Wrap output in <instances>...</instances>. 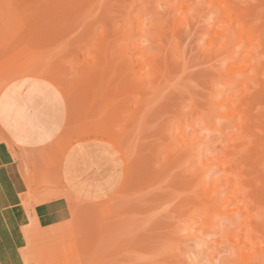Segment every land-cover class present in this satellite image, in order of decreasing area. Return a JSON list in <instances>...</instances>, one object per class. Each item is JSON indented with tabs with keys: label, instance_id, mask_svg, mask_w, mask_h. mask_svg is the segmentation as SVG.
<instances>
[{
	"label": "rangeland",
	"instance_id": "obj_1",
	"mask_svg": "<svg viewBox=\"0 0 264 264\" xmlns=\"http://www.w3.org/2000/svg\"><path fill=\"white\" fill-rule=\"evenodd\" d=\"M54 1L57 3H54ZM64 1L65 2L62 3L65 4L60 5L61 1L59 2V0H0V94L6 87L11 85L15 86L24 79H30L32 82L40 85V82L36 80L37 78L53 84L62 94L65 103L70 100V102L66 103L68 117L64 131L56 140L57 144L54 148H51V146L46 147V153L48 152L49 155L45 157L43 166L48 175L47 173H43L39 178L42 180L37 178L34 171L35 168L32 164H25L21 151H17V149L16 152L12 151L8 143L9 139L1 131L0 264H13L14 261L16 264H79V261L83 263L87 260L86 264H239V258L236 256L237 253L235 254L236 251H234L232 246L226 244V237H228L226 235H231L230 233L238 234V232H236L239 231L237 227H239L238 224L244 221V219H242L243 217L237 216L236 214L233 216L227 215V213L225 214L223 212L224 214L222 213V216L220 215L215 219L217 221H215L217 226H215V230L202 231L201 228H196L195 232H197L196 234L198 237H190L191 230L193 229L192 226H194L191 222V217L200 215L202 218H206L210 215V213L203 208L204 205L202 204L204 198L205 201H208L206 199V193L209 192V190H216L215 196L219 194L216 196L218 199H222L223 197L224 199L228 198L229 193L224 196V194H222L224 190L220 189L221 186L224 185L225 188L227 187L229 190L230 187L234 185L233 183L226 185V179L228 177L225 174L227 173L214 167L208 170L206 169L208 165L214 164L211 162H217L218 159H221L218 157H223L222 159H225L224 157L226 154L229 156L232 155V157L230 156L229 158L228 155H226L225 160L228 158L227 161L229 162L233 157L237 159L235 160L236 166L234 170L243 174L253 191L260 188L258 191L259 195L264 191L263 185H260L261 187L258 186L259 188L257 189V186L254 184L256 182L258 185L259 182V180L256 181V179H258L257 173L261 174L264 172V159L261 158L264 147L260 146L259 150L261 148L263 149H261V153L258 154L260 155L259 157L253 154L255 160L253 157L252 159L256 162V160L260 158V164L257 163L259 166L256 164L258 166L257 169L255 168L256 165H254L255 169H252L253 160L250 159L248 155L254 153V151H252V153L246 152L247 154L241 155V151H243V141L239 139V137L238 140L236 139V134H238V132H236L237 129L234 128L233 125L234 122L236 123V121H238L233 119V117L235 118L237 116L239 119L240 114L244 112L245 105L249 102L248 100H250V98L253 103L248 105V109L250 113L249 116L252 117V122L255 120L253 119L255 117H259L258 119L260 121L262 120L261 116L264 114V56L261 57V75L258 76V81L256 79V85H253V82L250 84L251 87H248L249 89H245L244 83H242L240 79L245 81V76H249V74L245 72L246 74L244 73L245 76H243V73L241 74V69L244 67L248 68V66L244 63L242 64V61L232 62L227 58L221 56L216 57V55L211 54L210 51L209 53L206 51L207 45L215 44L221 48L224 45L222 39L212 40L209 36L206 37L205 35L209 24L219 21L214 15L216 6L211 7L208 5L207 1H215L218 7L227 10L229 16L233 14L235 18L241 17V19L243 18L242 21L244 20L243 16L248 12L250 17L246 16L247 18L249 17V19L247 20L246 18L244 21L245 24L248 22L249 25L251 24L250 18L253 19L255 14H257L256 17L261 16L264 12V3H262L264 1L190 0L187 4L185 3L179 6L185 9L176 14L178 18L175 17V13L172 11V4L163 0H75L77 5L80 3V5L84 7L80 5L77 7L75 3L71 2L74 0H69V2L68 0ZM70 2L72 6H70ZM258 2L259 5L257 4ZM49 3H51L53 7L54 5L59 6V9L57 8L58 11L55 10L57 6L54 7V9ZM67 4L70 6L69 9ZM251 4L253 8L250 7ZM44 5H50L48 8L55 10L51 12L53 14L57 12L60 14V12H66L65 10L68 9L66 13L69 15L66 16L67 14L63 13L65 14L64 17L62 16L63 19L58 20L63 24L57 22L58 26L56 27L57 24H55L56 21L54 18L56 19L57 16L58 19L61 16L59 17L58 13V15L51 14ZM73 5H75V10L76 8L79 10L81 7L84 8V13H82L83 9L81 8L82 10L76 11L77 14H74ZM248 5L251 10L255 9L254 6L258 7L256 8L258 11H261L262 8L259 6H263V11H261V14L258 12L259 15L257 12H250V9L248 11L245 10L246 12L243 11L244 8H248ZM38 6L40 8H42V6L46 8H42L43 13L40 12L42 9L39 10ZM62 6L64 10H62ZM23 8L25 9L23 10ZM60 8L62 11H59ZM70 9H73V13L71 14L74 18V15L77 17V15L82 13L76 20L74 19V22H72L73 18L71 19L70 17ZM106 10L107 12L109 10L110 13H107ZM39 12L42 15L41 17ZM47 12L48 15H53V17L45 15ZM249 12L253 13V15H250ZM107 14L109 15L107 16ZM184 14L186 16H183ZM38 15L39 18H37ZM69 17L70 20L68 19ZM174 17L176 21L181 18V22L177 27L175 26ZM263 17H259V19L261 18V20H263L261 25H257L260 23L257 22L259 21L257 18V21H254V23L257 22L255 25L258 27L262 26L264 24ZM34 18L35 20H33ZM51 18L55 23L51 21ZM226 19L227 18L224 17V20ZM64 21H66V24H64ZM35 23H38L36 24L37 26H34ZM87 24L88 26H86ZM65 25L68 26L65 27ZM69 25L73 26L72 29H70L71 26L69 27ZM49 26L56 28V31L53 28L55 32L59 31L60 28V30L64 29L65 32L62 36L65 35V37H60L58 33L61 31L54 35L55 32H52L53 29ZM233 27L232 31L235 27L238 28L237 24H233ZM35 28H39V33ZM66 28L69 31H66ZM132 28L135 31H130ZM224 28H226V26H224ZM262 28L264 29V26ZM86 29L91 32H88L89 37H86L89 39H87L89 42H86V40L81 41L84 37L81 35H87ZM113 29L120 30L122 33L130 31L129 34L132 41L128 40V38L127 40L125 39V41L121 39L124 42L122 43L121 40L119 41L122 34L114 33ZM85 31L86 33H84ZM40 32L43 33L41 34ZM135 32L141 33L149 41L139 46L140 52L133 55V57H135L134 59L140 58L141 56L139 54L142 53L141 58L144 60V63L147 64V67L144 66L147 70L152 68L151 63H156V66L159 64L161 67L158 66L157 68H159V72L162 70L161 72L165 75L164 80L167 81L166 83L162 79L163 82H160L162 83L160 84L162 88L159 87L157 93H153L154 95H152V86L154 85L151 84L148 86L151 82L144 84L143 81V86L138 82L140 78L145 80L142 76H145L148 82V79H150L147 78L148 71L146 69L145 71H141V68L137 66L131 68V70L127 69L128 67L125 62L122 61L123 59H121L120 65L116 66V63L119 64L121 57L120 51L118 50H122V47L119 48L117 46L118 50L110 49L114 47L116 43L120 46V44H118L120 42L121 45L126 44L129 49H133L132 44L139 40L138 33ZM242 32L250 34L248 30H242ZM66 34L68 35L66 36ZM78 34L81 35L79 36ZM54 37L61 39L56 40ZM94 38H99L98 40L100 42L98 40H96V42L93 41L95 40ZM100 39L103 40V44H105V42L109 43L107 44L108 46L111 44L108 53L105 52L107 50L105 47H103V53L100 50L102 48L100 45V43L102 44V40ZM76 40L78 43L79 41L81 42L78 44ZM90 40L92 44L94 42V45L95 43L99 45L95 47L97 44L95 46L92 45ZM41 41L43 43H40ZM57 41L59 42L56 43ZM49 42H51V45ZM53 42L56 44H52ZM83 42H85L83 46L86 47L82 46V44H84ZM68 43L71 45L69 46ZM74 43H76L75 46ZM88 43L91 44V46H88L90 48L87 47ZM41 44H44V47L41 46ZM72 45L78 48L74 50L75 48ZM39 47L42 48L39 49ZM92 47L94 49H92ZM85 48L90 49L88 50L89 52L86 51L87 49L85 50ZM95 49L101 52L97 50L93 51ZM237 49L238 46L233 50L235 52H240L241 48L239 47L240 50L238 49V51ZM71 50L75 52L72 53V57L69 59ZM116 50L118 54H115ZM94 53L97 54L94 56ZM113 55H116V57L117 55L120 56L116 58ZM99 56L101 59L103 57V61L100 60ZM96 57L101 61L103 67L98 65H101V63ZM14 58L18 59L17 61L20 63L10 67V60ZM113 58L116 60L114 61ZM56 59L58 60L56 61ZM60 59H62L63 62H61ZM96 60L99 62L97 63ZM110 60L115 62V65ZM74 61L75 64H73ZM70 64H73V66ZM51 65L53 68H51ZM79 67H83L85 70H81ZM77 69H80L83 73L81 72L79 75ZM45 70L47 73L42 77ZM227 70L230 72H227ZM104 72L109 75L106 74V76H103V74L105 75ZM87 73L89 76H96L98 73L97 78L92 76L91 79H94V81L90 83V85L89 83L86 85L85 79L89 81L91 77H89ZM136 73H139L141 77L139 78V74H137V77V75H135ZM221 73L223 74L221 75ZM56 74L58 75L54 76ZM223 75L226 76V80L222 78ZM53 76L54 78L57 77V79L60 76L64 84L66 80L69 81V83L75 82L79 84L78 86L84 85L85 82L86 86L84 85L82 88L85 87L87 93L84 92L86 90L85 88L82 90L80 88L82 92L79 94L80 91L75 86L73 87L74 89L71 86V88H68L70 85L68 83H66V87L64 86L66 89L64 88L63 91V89H59L60 87H57L50 81V79H53ZM62 76L65 81L61 78ZM95 78L97 80H95ZM236 78H239L241 84L233 87L230 85V82ZM106 79H108L107 82ZM133 80H136L140 86L138 83H134ZM132 82L137 85H132ZM94 83H96V85H93ZM88 85L90 88L91 86L95 87H92L94 89L91 88L89 91ZM110 85L112 89L114 88L113 90L107 88L110 87ZM131 86L134 87L131 88ZM143 87L149 90L150 95L148 94V96L150 98H145L147 95L144 94L145 92L142 90ZM126 88H129L128 92ZM71 89L72 92L75 90L73 94L77 92L73 96H71ZM115 89H117L116 92ZM65 90L66 92L68 91L67 94ZM109 90L110 93H108ZM103 91L108 92H105L106 95H103ZM91 92H95V94L92 95L93 93ZM243 92L245 93L244 95L241 94ZM69 93H71V98ZM84 94L87 95H85V98ZM109 95H111L112 98ZM143 95L144 98H142ZM242 98L244 100H242ZM148 99L149 102L147 101ZM143 101L145 102L144 105L147 106V114H145L147 116L149 115L147 118L148 120L146 119V115L143 114L146 107L143 105ZM47 102L49 101L47 100ZM219 103L223 104L220 108H218V105H220ZM12 104H15V100L10 97V105ZM139 104L144 107H140ZM215 104L218 107H216ZM74 106H76V108ZM71 107L72 111L75 110V112L78 111L79 113H76L78 114L76 116L75 112H73L76 117V119L73 120L74 122H70L69 120V115L72 113ZM78 107H80V109ZM141 108L143 113H139V118L137 119V114L132 115L135 113H133V111L140 110ZM100 109H103V111H101L102 113L99 112ZM218 111H220L222 115L224 114L223 112L229 113L232 116L230 119L231 123H229V119H226V121L224 117H218L220 115ZM87 114L89 115L87 116ZM140 115L141 120L143 119L142 121L144 122L142 123L143 125L141 124V128V125L138 126V123H136L137 120L139 121ZM103 118L110 119H108V127L110 129L107 133L91 130L87 135L79 133L75 135V137H72L71 134L73 131L83 128L91 129L99 126ZM181 119L182 123L184 122V130H186L185 138L195 143L192 148L193 156L188 157L187 154V156H185L186 159L183 157L184 161L181 160V164L177 161L179 163L178 165L176 163L177 166H175V160L174 162L168 160L170 164L173 163L168 170L166 169L169 166L167 162L169 158H167V156L170 148L168 150L165 149L164 152L163 150L160 152V149H163V144L170 143L169 137L172 136L174 141V133L179 129L181 125L179 120ZM144 120L147 122L145 123ZM232 120H234V122ZM77 121H79V123L75 126ZM54 123L59 128V121H55ZM128 123L131 125L129 126ZM192 124H195L194 129L191 127ZM212 124L217 128L215 127V129ZM136 125L138 128H136ZM255 125L257 124L255 123ZM257 129L258 128H256L255 131ZM113 130L118 135L125 134L127 139L124 138V147L126 145L132 146H128L129 151L128 149H124V152V150L118 146L117 143L120 142L121 139L119 138L120 141H117L118 136L115 135ZM137 130H140V133ZM177 133L176 136H179ZM256 136L264 137V135L261 136L259 129L256 132ZM60 138H66L68 140L61 143ZM180 138H182V136ZM229 140L231 141L229 142L230 145L232 144L231 148L228 143ZM173 141L171 140V142ZM173 144L174 143L168 144V146L170 145L169 147H171ZM175 146L177 145L171 147L173 154H175L173 148ZM158 147H160V149H157ZM167 147L165 146V148ZM31 148H33V146ZM251 148L252 146L249 147V149ZM40 151L41 150H38L36 152ZM237 152L239 154H237ZM176 156H178V154ZM176 156H174V158H176ZM197 156H200L201 160L199 162L196 161ZM136 157L139 159L137 160ZM18 158L19 160L21 159L22 163H20L21 161L18 163ZM135 161L137 162L135 163ZM144 163L145 165H143ZM165 163L168 166L165 165ZM22 164L24 166H22ZM99 166H103L101 172L96 170ZM172 166L174 167L172 168ZM56 167L59 168L58 171L63 176L71 174L80 175L88 171L89 174L87 179L80 178V180L76 181V185H80L85 183L86 180H94L92 183L93 188L86 191V196L81 198L82 202L77 200L72 203L68 197L62 195L60 198L43 201L41 204H38V201H40V197L36 196L38 192L43 190L57 192L59 190L58 186H55V177L53 179L49 176V174L51 176H57ZM147 167H149V169ZM161 168H163L162 171ZM200 168L202 170L205 168L207 175L201 177V184H198L196 179L199 180L200 178L197 176L196 171H200ZM22 170H27V172L30 173L29 179ZM164 170H167L168 173H165ZM160 171L163 173H160ZM155 172L157 173L155 174ZM263 174H261V176ZM155 176H157L156 179ZM158 177L160 178L158 179ZM36 178L42 183L39 184ZM51 178L54 181H51ZM262 178H264V175ZM48 179H50V181ZM127 179L129 182L126 181ZM29 181L32 187H34V194L28 195V198H25ZM145 181L147 183H145ZM150 181L151 183H149ZM202 182L204 185L206 183V185H202ZM251 183L255 185V188ZM37 186L41 189L36 190L35 187ZM250 186L248 189L249 191L251 190ZM253 191L249 192V194L252 193L253 195ZM256 192L257 191H255L254 194H257ZM203 194H205V196ZM196 197H201V200L199 201V198L196 199ZM209 197L208 195V199H211ZM24 199H27L28 205H24ZM33 199H36L37 203L34 202L36 200ZM184 204L191 205H187L186 209H184ZM229 208L231 210V208L233 209L234 207L231 205L227 207L225 211L227 212ZM220 209L222 210L223 208ZM29 216L31 218H29ZM230 216L234 218V221L230 222ZM189 226V233H187L186 228ZM81 252L87 257H82L84 255H82ZM244 252L245 254H247V252L252 254V252L247 250ZM78 256L80 258H78ZM81 258L88 259L82 261L79 260ZM252 261L255 262V259H251L250 262L252 263Z\"/></svg>",
	"mask_w": 264,
	"mask_h": 264
},
{
	"label": "bare ground",
	"instance_id": "obj_2",
	"mask_svg": "<svg viewBox=\"0 0 264 264\" xmlns=\"http://www.w3.org/2000/svg\"><path fill=\"white\" fill-rule=\"evenodd\" d=\"M61 1V3H60V5H64L62 2H65L64 0L62 1V0H59V2ZM163 1H166L167 3H170V4H172V11H173V13H175V17H177V13H179L180 11H182L183 9H185V8H183V7H179V6H182L183 4H187L190 0H184V1H182V0H163ZM258 1H264V0H258ZM28 2V1H27ZM58 2V3H59ZM68 2H69V0H68ZM72 3H75V5H77V2H75V0L74 1H71ZM70 2V6H72L71 3ZM79 2V1H78ZM88 2V1H87ZM255 2H257L256 0H255ZM54 3H57V2H55L54 1ZM207 3H208V5H210L211 7L212 6H216V8H215V13H214V15H215V17H216V19L217 20H219V21H217V22H214V23H212V24H209V26L207 27V29H206V37L207 36H209L210 37V39H212V40H217V39H222L223 41H224V45L222 46V48L221 47H218V46H216L215 44H213V45H207L206 46V51H208V53H209V51H210V53L211 54H213V55H216V57H218V56H221V57H224V58H227V59H229V60H231L232 62H236V61H242L241 63L243 64H245L246 66H248V68H242L241 69V74L243 75V76H245L244 75V73L245 72H247L248 74H249V76H245V81L243 80V79H240V80H242V83H244V86H245V89H249L248 87L250 86V84H252L253 82H254V84L253 85H256L255 83V81H256V79H257V81H258V76L259 75H261V73H260V68H262V63H261V57L262 56H264V29L262 28L263 26H264V22L262 23L263 25L262 26H257V25H261V22L263 21V20H261V18L259 19V17H263L264 15H263V13L261 14V11H263L264 10V8H263V6H259V7H262L263 8V10H262V8H261V11L259 10H257L256 8H258V7H255L254 6V8L255 9H253V10H251V8L250 7H252L253 8V6H252V4H251V6L249 7V5H248V8L246 9V8H244V10L243 11H248L249 9H250V12H253V13H260L261 14V16H258V17H256V15L257 14H255L254 15V17H253V19L252 18H250V22H251V24L249 25V23L247 22V24H245V21L244 20H246V16H249V14H248V12H246L245 13V16H243L244 17V22L242 21V19H241V17H237V18H235V17H233L234 15L232 14V15H228V13H227V10L226 9H223V8H221V7H218L217 6V3L215 2V1H207ZM262 3H264V2H262ZM49 4H51V3H49ZM87 4V3H86ZM258 5H259V2L257 3ZM30 5V4H29ZM28 5V6H29ZM59 5V4H58ZM75 5H73V7H74V14H77V12L78 11H80V10H82L83 9V11H82V13H84V8H82V7H84L83 5H80V3H78V5H80V6H82L81 8H80V10L78 9V8H76V10H75ZM78 5H77V7H78ZM254 5H255V3H254ZM258 5H256V6H258ZM46 8H48V6H50V5H44ZM44 6H42V8L44 9L45 7ZM51 6H52V4H51ZM57 5H54V7H56ZM67 6H68V4H67ZM70 6H68V9H69V7ZM79 6V7H80ZM27 7V6H26ZM25 7V8H26ZM30 7V6H29ZM39 7V6H38ZM53 7V6H52ZM53 7V8H54ZM59 6H57L56 7V11H58V8ZM72 7V8H73ZM25 8H23V10L25 9ZM42 8H40L39 7V10H41ZM45 8V9H46ZM58 8V9H57ZM62 8V10H64V8H63V6L61 7ZM61 8H60V10L59 11H62L61 10ZM66 8V7H65ZM26 9H28V8H26ZM43 9L40 11V12H42L43 11ZM54 9H49L48 8V12H54L55 10ZM68 9H66L65 11L66 12H68ZM78 9V10H77ZM72 10L70 9V14L71 13H73L72 12ZM255 10H257V11H255ZM77 11V12H76ZM255 11V12H254ZM39 12V13H40ZM48 12H47V14H45L46 13V11H45V15H48ZM66 12H60V14H59V12H57V13H55L56 15H58L60 18H58L57 19V16H56V19L54 18V20L56 21V23L54 22V21H52V18H51V21L53 22V23H55V24H57V22L58 23H60L58 20H60V19H63L62 18V16L64 17V15L65 14H67ZM106 12H107V10H106ZM108 12H109V10H108ZM107 12V13H108ZM249 12V13H250ZM38 13V12H37ZM43 13V12H42ZM49 13V14H50ZM61 13H62V15H61ZM63 13H65V14H63ZM82 13H80V15H77V17L78 16H81L82 15ZM110 13V12H109ZM253 13H250V15L252 14L253 15ZM259 13H258V15H259ZM51 14H53V13H51ZM55 14H53V15H55ZM44 15V16H45ZM53 15H48V16H51V17H53ZM69 14H67L66 16H68ZM109 14H107V16H108ZM42 15H41V13H40V17H41ZM66 16H65V18H66ZM75 16V18L74 17H72V14L70 15V17H71V19L73 18V20H72V22H74V19L76 20V15H74ZM183 16H186L185 14L183 15ZM70 17L68 18L69 20H70ZM174 17V19H175V26L177 27V25H179V23L181 22L180 21V19H177V21H176V18ZM224 17H226L227 19L226 20H224ZM250 17V16H249ZM249 17L247 18V20L249 19ZM37 18H39V15H38V17ZM178 18V17H177ZM259 20V21H257V19ZM264 18V17H263ZM262 18V19H263ZM253 21H252V20ZM33 20H35V18L33 19ZM240 20H241V22H240ZM257 21V22H260V23H258L257 25H255V23H257V22H255L254 23V21ZM34 22V21H33ZM40 22V21H39ZM49 22V21H48ZM51 22V23H52ZM65 23L64 24H66V21H64ZM50 23V24H51ZM53 23H52V25H53ZM62 23V22H61ZM60 23V24H61ZM69 23V22H68ZM36 24H38V23H35V25L34 26H37ZM63 24V23H62ZM71 24V23H70ZM233 24H237V26H238V28H236L235 27V29L232 31V29L234 28L233 27ZM255 26H254V25ZM51 25V26H52ZM73 25V24H72ZM226 26V28H224V26ZM253 25V26H252ZM51 26H49V27H51ZM58 26V24L56 25V27ZM68 26V25H67ZM66 25H65V27H67ZM71 25H69V27H70ZM86 26H88V24L86 25ZM218 26V27H217ZM250 26V27H249ZM257 26V27H256ZM68 27V28H69ZM72 27L73 26H71L70 27V29H72ZM52 29L54 28V27H51ZM88 28H92V27H88ZM262 28V29H261ZM38 29L39 28H35V30H37L38 31ZM55 29V31H56V28H54ZM54 29L52 30V32L54 31ZM61 29V28H60ZM59 29V31H57V32H60V33H58L59 35H60V37L61 38H64L65 37V35L64 36H62L63 34H64V29L63 30H60ZM67 29V28H66ZM34 30V29H33ZM58 30V29H57ZM87 30V35L85 34V35H81V34H78L79 36L81 35V36H84L83 38H82V40L81 41H83V40H86V42H89V41H87V39L88 38H86L87 36H88V32H90V30H88V29H86ZM114 30V33H116V34H122V36H121V38L119 39V41L122 39H124L123 41H125V39L127 40V38H128V40H131L132 41V39H131V37H130V34H129V32L130 31H135L133 28L132 29H130V31H128V32H126V33H122L120 30L118 31V30H115V29H113ZM242 30L244 31V30H248L249 32H250V34H245V33H243L242 32ZM42 31V30H41ZM45 31V30H44ZM54 31V32H55ZM66 31H69L68 29L66 30ZM35 32V31H34ZM57 32H55V34L54 35H56L57 34ZM63 32V33H62ZM31 33H33V32H31ZM38 33H39V31H38ZM41 34L43 33V32H40ZM44 33H46V32H44ZM62 33V34H61ZM68 33V32H67ZM84 33H86V31L84 32ZM84 33H82V34H84ZM91 33V32H90ZM135 33H138V42H136V43H134V44H132L133 45V49L131 48V49H129L128 47H127V45L125 44H122L121 45V42L122 43H124L122 40H121V42L120 43H118V44H120V46L119 45H117V43L116 44H114V47H116V48H114V47H112V48H110V49H113V50H115V49H117L118 50V47L120 48V47H122V50H118V51H120V55H121V57H120V60H119V64H117L116 63V66L118 65H120V62H121V59H123L122 61H124L125 62V64H126V66L128 67L127 69H130L131 70V68H134L135 66H137V67H140L141 68V71H145V67L144 66H146L147 64L146 63H144V60L141 58L142 57V53L141 54H139L141 57L140 58H136V59H134L135 57H133V55L135 54V53H138V52H140V45L141 44H143L144 42H148L149 40L145 37V36H143L141 33H139V32H135ZM36 34V33H35ZM44 35H46V34H44ZM68 34H66V36H67ZM90 35V34H89ZM233 35V36H232ZM43 36V35H42ZM45 37V36H44ZM89 37V36H88ZM61 38H56V37H54V39H58V40H60ZM75 38V37H74ZM80 38V39H81ZM92 38V37H91ZM35 39V38H34ZM54 39H52V40H54ZM95 39V38H94ZM99 39V38H98ZM98 39H95V40H93V41H95L96 42V40H98ZM39 40V39H38ZM41 40V39H40ZM45 40V39H44ZM47 40V39H46ZM72 40V39H71ZM89 40V39H88ZM100 40H102V39H100ZM49 41V40H48ZM51 41V40H50ZM72 41H74V40H72ZM71 41V42H72ZM79 41V40H78ZM81 41H79V43L81 42ZM99 41V40H98ZM118 41V42H119ZM35 42H36V40H35ZM47 42V41H46ZM45 42V43H46ZM59 41H57L56 43H58ZM70 42V41H69ZM76 42H77V40H76ZM90 42H91V44H92V41L90 40ZM100 42V41H99ZM102 42V44L100 43V45L102 46V48L100 49L101 51L103 50V47H105V48H107V50L105 51V52H109V46H111V44L108 46L107 44H109V43H107V42H105V44H103V40L101 41ZM40 43H43L42 41L40 42ZM55 42H53L52 44H54ZM55 43V44H56ZM73 43V42H72ZM78 43V42H77ZM78 43V44H79ZM84 44H82V46L83 45H85V42H83ZM36 44V43H35ZM47 44V43H46ZM49 44L51 45V42H49ZM69 44V43H68ZM75 44L76 43H74V46H75ZM91 44L90 43H88V45H87V47L90 45L91 46ZM97 43H95V45H96ZM145 44V43H144ZM44 44H41V46H43ZM71 44H69V46H70ZM92 45H94V42H93V44ZM94 45V46H95ZM99 44H97L95 47H97ZM105 45V46H104ZM68 46V47H69ZM73 46V45H72ZM73 46V47H74ZM93 46V47H94ZM107 46V47H106ZM118 46V47H117ZM236 46H238V49H239V47L241 48V50H240V52L241 51H243V52H235L233 49H236ZM38 47V46H37ZM36 47V48H37ZM44 47V46H43ZM46 47V46H45ZM83 47H86V46H83ZM92 47V49H94ZM42 48V47H41ZM40 47H39V49H41ZM70 48V47H69ZM75 48V47H74ZM76 48H78V47H76ZM76 48L74 49V50H76ZM88 48H90V47H88ZM88 48H85V50L86 51H88V50H90V49H88ZM38 49V48H37ZM238 49H237V51H238ZM243 49V50H242ZM62 50V49H61ZM60 50V51H61ZM73 50V52H72V50H71V54H70V56H69V59H70V57H72L71 55H72V53H74L75 51ZM84 50V49H83ZM97 49H95V50H93V51H96ZM100 50H97V51H100ZM116 50V52H115V54L118 52ZM64 51V50H63ZM68 51V50H67ZM92 51V50H91ZM92 51V52H93ZM100 51V52H101ZM112 51V50H111ZM204 51V50H203ZM205 51V52H206ZM89 52V51H88ZM99 52V53H100ZM102 53H103V51H102ZM113 53V52H112ZM97 53H94L93 55L95 56ZM118 54V53H117ZM64 55H66V54H64ZM67 55H69V54H67ZM92 55V54H91ZM101 55V54H100ZM119 55V56H120ZM138 55V54H137ZM63 56V55H62ZM101 56H103V55H101ZM105 56V55H104ZM113 56H115L116 57V55H113ZM118 55H117V57L116 58H118L119 57ZM59 57V56H58ZM106 57V56H105ZM114 57V58H115ZM60 58V57H59ZM97 58V57H96ZM99 58H100V56H99ZM110 58V57H109ZM113 58V59H114ZM80 59V58H79ZM78 59V60H79ZM98 59V58H97ZM102 59H103V57H102ZM101 58H100V60L101 61H103ZM18 59H16V58H14L13 60H10V67L11 66H15V65H18L20 62L19 61H17ZM58 59H56V61H57ZM61 60V62H63L62 61V59H60ZM74 60V59H73ZM73 60H71V61H73ZM77 60V61H78ZM99 60V59H98ZM98 60H96L97 61V63L100 61H98ZM105 60V59H104ZM107 60V59H106ZM116 59H114V61H115ZM55 61V62H56ZM64 61H65V59H64ZM82 61V60H81ZM101 61H100V63H101ZM111 61V60H110ZM66 62H69V61H66ZM85 62H86V60H85ZM84 61H83V63L86 65V63H85ZM90 62V66H91V60L89 61ZM93 62V61H92ZM105 62V61H104ZM104 62H103V65H104ZM111 62H113V61H111ZM117 62H118V60H117ZM123 62V63H124ZM150 62H152V61H150ZM81 63V62H80ZM96 63V62H95ZM97 63L95 64L96 66H97ZM115 62H113V64H114ZM62 64V63H61ZM69 64V63H68ZM73 64H75V61L73 62ZM73 64H70V65H72L73 66ZM93 64V63H92ZM107 64V63H106ZM58 65V64H57ZM89 65V64H88ZM99 66H102V63H101V65L100 64H98ZM111 65H112V63H111ZM115 65V64H114ZM54 66V65H53ZM78 66V65H77ZM80 66H82V65H80ZM93 66V65H92ZM109 66V65H108ZM115 66V67H116ZM151 66H152V68L151 69H149V70H147L148 71V76H147V78H150V79H148V82H147V80H146V77L145 76H142V78L144 77L145 78V80H143V79H141L140 77H141V75L139 74V73H136L135 75H137V74H139V78L140 79H138L139 81L138 82H140V85H142V83H143V81H144V84H148V83H150V84H148V86H150L151 84H153L154 86H152V95H154L155 94V92L157 93V91H158V88L160 87V88H162L161 87V85L160 84H162V83H160V82H163V80H164V78H165V75L161 72L162 70H160V72H159V68H157L158 66H159V64L156 66V63L155 64H153V63H151ZM48 67V66H47ZM60 67H62V66H60ZM67 67H69V66H67ZM85 67V66H84ZM103 67V66H102ZM110 67V66H109ZM113 67V66H112ZM123 67V66H122ZM147 67V66H146ZM159 67H161V66H159ZM51 68H53L52 67V65H51ZM66 68V67H65ZM80 68V67H79ZM85 68H87V67H85ZM111 68V67H110ZM125 68V67H124ZM68 69V68H67ZM81 70H83L84 68L83 67H81L80 68ZM80 69H77V71H79V75H80V73L82 72ZM119 69V68H118ZM121 69V68H120ZM157 69V70H156ZM85 70V69H84ZM108 70V69H107ZM112 70V69H111ZM115 70V69H114ZM137 70V69H136ZM229 70V69H228ZM227 70V72H230V71H228ZM73 71V70H72ZM89 71V70H88ZM97 71H100V70H97ZM140 71V70H139ZM248 71H250V72H248ZM74 72V71H73ZM85 72V71H84ZM103 72V71H102ZM101 72V73H102ZM108 72V71H107ZM114 72V71H113ZM132 72V71H131ZM136 72V71H135ZM47 73V71L45 70L44 72H43V74H42V77H43V75H45ZM56 73V72H55ZM78 73V72H77ZM83 73V72H82ZM86 73V72H85ZM85 73H84V75H85ZM105 73V72H104ZM160 73H162V74H160ZM232 73V72H231ZM230 73V74H231ZM60 74V73H59ZM94 74V73H93ZM98 74V73H97ZM97 74H96V76L94 75H92L93 77H96L97 78ZM106 74L107 73H105V75L103 74V76H106ZM111 74V73H110ZM132 74H133V72H132ZM142 74H143V72H142ZM223 73H221V75H222ZM227 74V73H226ZM225 74V75H226ZM229 74V73H228ZM246 74V73H245ZM58 74H56V75H54V76H57ZM65 75H66V73H65ZM67 75H68V73H67ZM69 75H71V74H69ZM87 75L89 76V74L87 73ZM107 75H109V74H107ZM220 75V76H221ZM54 76H53V79L51 80L50 79V81L52 82V83H54L57 87H60L59 89H63V91H64V88L67 86V84L66 83H68V84H70L69 86H68V88L71 86L72 88L75 86L80 92H79V94L82 92L81 90L82 89H84V88H82L84 85H85V82H84V85L82 84L81 86H78L79 84H76L75 82L74 83H72V82H70L69 83V81H65V79L63 78V76L61 77L62 79H64V81H65V84L62 82V80L60 79V76L58 77V79H57V77L56 78H54ZM82 76V75H81ZM91 76V75H90ZM89 76V77H90ZM92 76L90 77V80L88 81V79L86 80L85 79V81H86V85H87V83H89V85H90V83H92L93 81H94V79H91L92 78ZM102 76V77H103ZM224 76V75H223ZM222 76V78H225L226 76H224L223 77ZM241 76V75H240ZM239 76V77H240ZM65 77V76H64ZM79 77V76H78ZM77 77V78H78ZM136 77V76H135ZM137 77H138V75H137ZM73 78H74V75H73ZM87 78V77H86ZM95 78V80H97ZM98 78H99V76H98ZM105 78V77H104ZM107 78V77H106ZM221 78V79H222ZM37 79V78H36ZM60 79V80H59ZM79 79V78H78ZM77 79V80H78ZM81 79H82V77H81ZM109 79V78H108ZM108 79H106V82H107V80ZM162 81H161V80ZM228 79V78H227ZM71 80H73V79H71ZM70 80V81H71ZM99 80H100V78H99ZM124 80V79H123ZM126 80H128V79H126ZM151 80V81H150ZM225 80H226V78H225ZM239 80V78L237 79H235V80H231V82H230V85L231 86H238L239 84H241L240 81ZM80 81V80H79ZM84 81V80H83ZM82 81V82H83ZM91 81V82H90ZM101 81H104V80H101ZM115 81V80H114ZM134 81V80H133ZM165 81V80H164ZM244 81V82H243ZM106 82H105V84H106ZM109 82H110V80H109ZM108 82V83H109ZM136 82V80L134 81V83ZM138 82H136V83H138ZM166 83H167V81H165ZM96 83H98V82H96ZM96 83H94L93 85H96ZM113 83V82H112ZM133 82L131 83L132 85L134 84ZM258 83V82H257ZM102 84V83H101ZM111 84V83H110ZM117 84H119V83H117ZM117 84H116V86H117ZM121 84V83H120ZM66 85V86H65ZM85 85V86H86ZM88 85V86H89ZM134 85H137V84H134ZM138 85H139V83H138ZM139 85V86H140ZM160 85V86H159ZM65 86V87H64ZM105 86V85H104ZM143 86V85H142ZM142 86H141V88H142ZM147 86V85H146ZM70 87V88H71ZM92 87H95V86H91V88ZM113 87V86H112ZM128 87V86H127ZM132 87H134V86H131V88ZM241 87V86H240ZM251 87V86H250ZM75 88V89H76ZM80 88H81V90H80ZM90 86H89V88H88V90L90 91ZM97 88V87H96ZM107 88H110V89H112L111 88V85H110V87H107ZM117 88V87H116ZM121 88V87H120ZM243 88V87H242ZM241 88V89H242ZM66 89V88H65ZM74 89V88H73ZM86 89V88H85ZM92 89H94V88H92ZM100 89H103V88H100ZM105 89V88H104ZM114 89V88H113ZM112 89V90H113ZM127 89V88H126ZM129 89V88H128ZM127 89V92L129 91ZM150 89V88H149ZM240 89V90H241ZM244 89V88H243ZM108 90V89H107ZM116 90L117 89H115V92H116ZM143 92H145L144 94H146L147 95V97H145V98H148L149 96H148V94L150 93L149 92V90H147V88L145 89V87H143ZM150 90V91H151ZM45 91V90H44ZM62 91V90H61ZM69 91H70V89H69ZM75 91V90H74ZM73 91V92H74ZM84 91V90H83ZM87 91V89L84 91L85 93H87L86 92ZM126 91V90H125ZM146 91H148V92H146ZM154 91V92H153ZM65 92H66V90H65ZM71 92H72V89H71ZM73 92H72V95H71V93H69V96L71 95V96H73L75 93H77V92H75L74 94H73ZM104 93H102L103 95L105 94V92L106 91H103ZM108 92V91H107ZM106 92V93H107ZM112 92V91H111ZM242 92V91H241ZM45 93V92H44ZM68 93V91L66 92V94ZM91 93H93L92 95H94L95 94V92H91ZM108 93H110V90H109V92ZM154 93V94H153ZM79 94H78V97H79ZM241 94H245L244 92L243 93H241ZM45 95H47V94H45ZM82 95V94H81ZM85 95L86 94H84V98H85ZM96 95H98V94H96ZM102 95V96H103ZM106 95V94H105ZM150 95V94H149ZM151 95V96H152ZM242 95V96H243ZM71 96H70V98H71ZM87 96V95H86ZM109 96H111V95H109ZM44 97V96H43ZM75 97V96H74ZM77 97V96H76ZM81 97V96H80ZM89 97V96H88ZM142 97V96H141ZM65 98H66V95H65ZM82 98V97H81ZM94 98V97H93ZM111 98H112V96H111ZM111 98H109V99H111ZM142 98H144V95H143V97ZM150 98V97H149ZM73 99V98H72ZM79 99V98H78ZM90 99H92V98H90ZM95 99V98H94ZM99 100H101L100 98H98ZM104 99V98H103ZM247 99V98H246ZM68 100V99H67ZM108 100V99H107ZM242 100H244L243 98H242ZM72 101V100H71ZM82 101V100H81ZM105 101V100H104ZM145 101V100H144ZM143 101V105H144V102ZM148 102H149V99L147 100ZM249 102H250V104H249V102H247V104L245 105V110H244V112L242 113V114H240V116H239V119H238V117L236 116L235 118L233 117V119H236V120H238V121H236V123L234 122V120H232L233 122H234V128H236L237 130H236V132H238V134H236L237 136V140H238V137H239V139H242V141H243V151H241V155H244V154H247L246 152H251L252 153V151H254V153H252V154H249L248 155V157H250V159H252V157L254 158L255 156H253V154H255V155H258V154H260L261 153V149H263V148H261L260 150H259V148H260V146H263L264 147V144H263V141H264V137H259V136H256V132H257V130L259 129V132L261 133V136L262 135H264V117H263V115L261 116L262 118V120L260 121L258 118H253V119H255L253 122H252V117H250L249 116V106L248 105H251L253 102L251 101V98H250V100H248ZM67 102H70V100L69 101H67ZM66 102V103H67ZM78 102H80V101H78ZM95 102H96V100H95ZM98 102V101H97ZM102 102V101H101ZM110 102H111V100H110ZM228 102V101H227ZM232 102V101H231ZM231 102H230V105H231ZM238 102L240 103V100L238 99ZM65 103V104H66ZM74 103V102H73ZM77 103V102H76ZM109 103V102H108ZM142 103V102H141ZM229 103V102H228ZM35 104V103H34ZM79 104V103H78ZM85 104V103H84ZM93 104V103H92ZM106 104H107V102H106ZM123 104V103H122ZM220 104V103H219ZM224 104H226V103H224ZM260 104V103H259ZM264 104V103H263ZM263 104H261V105H263ZM67 105V104H66ZM87 105V104H86ZM89 105V104H88ZM108 105V104H107ZM113 105H115V104H113ZM121 105V104H120ZM143 105H141V104H139V106L140 107H142ZM147 105H148V103H147ZM216 105V104H215ZM214 105V106H215ZM223 104H220V105H216V107H218V108H220L221 106H222ZM227 105H229V104H227ZM229 105V106H230ZM243 105V104H242ZM260 105V106H261ZM70 106H73V105H70ZM83 106V105H82ZM85 106V105H84ZM144 106H146V105H144ZM143 106V107H144ZM225 106V105H224ZM248 106V107H247ZM75 108H76V106H74ZM73 107V108H74ZM92 107V106H91ZM108 107V106H107ZM112 107V106H111ZM110 107V108H111ZM115 107V106H114ZM121 107V106H120ZM142 107V108H143ZM247 107V108H246ZM79 109H80V107H78ZM78 108H77V110H78ZM82 108V107H81ZM102 108V107H101ZM106 108V107H105ZM142 108L140 109V110H137V109H135V110H137V111H133V113L134 114H132V115H136V117H137V119L139 118V113H143V111H142ZM264 108V107H263ZM83 109V108H82ZM98 109V108H97ZM114 109V108H113ZM115 109L117 110V108L115 107ZM131 109H133V108H131ZM130 109V110H131ZM147 106L145 107V109H144V113L143 114H145L146 112H147ZM222 109V108H221ZM27 113H26V115L25 116H23L22 118L23 119H21L20 121H18V120H15L14 122H12V123H10V121H8V116H4V119L3 118H1L0 117V125H1V127L3 126L5 129H7L9 132H12V134H13V136H14V142H12V141H10L11 139L9 138V145H10V148L12 149V151L13 152H16V149H17V151H18V148L14 145V143H17V145L19 146V148L21 149V150H19V151H21L22 153H23V160H24V162H25V164L26 163H29V164H32L33 166H34V168H35V174H36V176H37V178L39 179L42 175H43V173L44 174H46L47 172L44 170L45 168H44V166H43V163H44V159H45V157L46 156H48L49 155V153L47 152L46 153V148H43V149H40L41 151L40 152H36L35 150L34 151H29V150H27V148L28 147H39L40 146V143H39V141L37 140V138L35 137V135H34V132L31 130V128L28 126V123L30 122V121H42L43 123H54L55 121L56 122H58L59 121V116H58V112H57V109H55V108H53V107H51V105H50V102H47V103H45V102H37L36 103V105H31V106H29L28 108H27ZM110 110V109H109ZM129 110V111H130ZM134 110V109H133ZM146 110V111H145ZM219 110V109H218ZM71 111H72V107H71ZM85 111V110H84ZM90 111V110H89ZM88 111V112H89ZM101 111H103V109H100V113H102ZM132 111V110H131ZM139 111V112H138ZM73 112H75V110L74 111H72V113L69 115L70 117H69V120H70V122L72 121V122H74L73 120L74 119H76V117L74 116V113ZM137 112V113H136ZM220 111H218V113H219ZM263 112V111H262ZM25 112H24V110H23V112H22V114H24ZM68 113V112H67ZM70 113V112H69ZM76 113H78V111H76L75 112V115L77 116L78 114H76ZM92 113V112H91ZM107 113H108V111H107ZM118 113V112H117ZM224 114L222 115V113L220 112L219 114V116L218 117H220V116H222V117H224L225 119L224 120H226V119H229L228 121H229V123H231V121H230V119L232 118V116L229 114V113H226V112H223ZM226 113V114H225ZM90 114V113H89ZM89 114H87V116L89 115ZM104 114V113H103ZM147 114V113H146ZM145 114V115H146ZM92 115V114H91ZM118 115V114H117ZM131 115V116H132ZM86 116V117H87ZM103 116V115H102ZM110 116V115H109ZM119 116V115H118ZM117 116V117H118ZM144 116V115H143ZM143 116H142V118H143ZM149 116V115H148ZM148 116L146 115V119L148 118ZM235 116V115H234ZM68 117V116H67ZM82 117H83V115H82ZM130 117V116H129ZM135 117V118H136ZM182 117V116H181ZM180 117V118H181ZM79 118V117H78ZM111 118H112V116H111ZM132 118V117H131ZM109 119V118H108ZM108 119L107 118H103L102 120H101V124L99 125V126H96V127H93V128H91V129H87V128H83V129H81V130H77V131H73V133L71 134L72 135V137H75V135H78L79 133H81V134H85V135H87V134H89V132L91 131V130H98V131H101V132H108V130L110 129L109 127H108V125H109V123H108ZM114 119V118H113ZM222 119V118H221ZM67 120V119H66ZM110 120V119H109ZM141 120V115H140V119H139V121ZM143 120V119H142ZM140 121V124H139V121L137 120V122L136 123H138L137 125L139 126V125H141L142 123H144L143 121ZM148 120V119H147ZM145 121V123L147 122L146 120H144ZM180 121V123H181V125H180V127H179V131L177 130V132H179V133H177V134H179V136H176V133H174L175 134V137H174V141H173V139H172V136L171 137H169V139H170V143H168V144H171V143H174L173 145H171V147L172 146H174V145H177V146H175V147H177V148H175V147H173L174 148V153L175 154H173V150L171 151V147H169L168 146V144H163V149H160V147H158L157 149H160V152H161V150H163V152H164V150L165 149H169V154H168V156H167V158H169V159H167V162H168V160L171 162V161H173L174 162V160L176 161V162H174L175 163V166H177L180 162H181V160H183L184 161V158L183 157H185V156H187V154H188V157L189 156H193L192 155V153H193V150H192V148L194 147V145H195V143L193 142V141H191V140H189V139H187V138H185L186 137V130H184V127H183V123H182V119L181 120H179ZM227 121V120H226ZM117 122V121H116ZM119 122V121H118ZM120 122H121V120H120ZM232 122V123H233ZM79 123V121H77L76 123H75V126L77 125ZM133 123V122H132ZM211 123V122H210ZM214 123V122H213ZM228 123V124H229ZM255 123L257 124V125H255ZM129 124V126L131 125L130 123H128ZM215 124H216V122H215ZM253 124V125H252ZM54 125V124H53ZM137 125H136V128H138L137 127ZM143 125V124H142ZM142 125L140 126V128L142 127ZM194 125V126H193ZM213 125V127H214V124H212ZM229 125H231V124H229ZM116 126V125H115ZM114 126V127H115ZM253 126V127H252ZM258 126V127H257ZM191 127L194 129V127H195V124H192L191 125ZM216 127V126H215ZM214 127V128H215ZM232 127V126H231ZM254 127H255V129L256 128H258L256 131H255V129H254ZM116 128V127H115ZM217 128V127H216ZM215 128V129H216ZM3 129V128H2ZM127 129V128H126ZM172 129V128H171ZM219 129V128H218ZM114 131V130H113ZM125 131V130H124ZM137 131H139V133H140V130H137ZM126 132V131H125ZM124 132V133H125ZM128 132V131H127ZM170 132H172V131H170ZM173 132H174V129H173ZM221 132V131H220ZM114 133H115V135H117L118 136V139H117V141H120V139H121V141L120 142H118L117 144H118V146L122 149V150H124V149H128V151H129V147L131 146H129V145H126L125 147H124V138H126L127 139V137L125 136V134H123V135H118L115 131H114ZM171 135H173V134H171ZM0 136H1V130H0ZM130 136V135H129ZM182 136V138H180ZM71 137V138H72ZM120 138V139H119ZM68 139H66V138H60V142L61 143H64V142H66ZM171 140L173 141V142H171ZM235 141V142H238V141ZM6 141V140H5ZM233 141V140H232ZM241 141V142H242ZM1 142V141H0ZM229 142H231L230 140L228 141V143ZM57 144V142L55 141V142H53L50 146H51V148H54L55 147V145ZM167 147V148H165V146ZM129 146V147H128ZM229 146H230V148L232 147V144L230 145V143H229ZM252 146V148L251 149H249V147H251ZM132 147V146H131ZM162 147V146H161ZM234 147H235V145H234ZM233 147V148H234ZM26 148V149H25ZM41 148H42V146H41ZM236 148V147H235ZM242 148V147H241ZM44 149H45V151H44ZM10 150V149H9ZM37 150V149H36ZM166 150V151H167ZM236 150H237V148H236ZM257 150V151H256ZM165 151V152H166ZM239 151V150H238ZM124 152H125V150H124ZM168 152V151H167ZM127 153V152H126ZM129 153V152H128ZM156 153H157V151H156ZM155 154V153H154ZM171 154V155H170ZM172 154H173V156H172ZM178 154V156H176ZM237 154H239L238 152H237ZM236 154V155H237ZM263 154H264V152H263ZM263 154H261L262 155V159H264L263 158ZM137 155H138V152H137ZM225 155V154H224ZM226 155H228V154H226ZM226 155H225V159H226ZM156 156V155H155ZM171 156V157H170ZM174 156H176V158H174ZM231 157H232V155H230ZM229 155H228V158L230 157ZM260 155H258L257 157H259ZM140 157V156H139ZM173 157V158H172ZM247 157V158H248ZM15 158V157H14ZM144 158V157H143ZM158 158V157H157ZM218 158H221L220 160L218 159H216L217 160V162H211V163H214V164H210V165H208V164H206V165H208L207 167L206 166H204V167H206V169L208 170V169H211L212 167H214V168H216V169H218V170H220V171H224V172H226L227 174H225V175H227V179H226V181H227V184L226 185H230V184H234V185H232L231 187H230V191L228 190V188L226 187L225 188V186L223 187V186H221V188L220 189H223L224 190V192L222 193V194H224V196H226V194L227 193H229V195H228V198H225L224 199V197L222 198V199H218V197L216 198V196L217 195H219V194H217L216 196H215V194H216V190H209V192H205L206 194H207V200L208 201H205V198H204V202L202 203V201H201V203L204 205L203 206V208H205L207 211H208V213H210V215L209 216H207L206 218H202L200 215H194V216H192L191 217V222H192V224L194 225V226H192L193 227V229L191 230V235H190V237L191 236H194V237H198L197 236V232H195L196 231V228H198V229H200L201 228V230L202 231H208V230H215L216 228H215V226H216V220L215 219H217V217H219L220 215L222 216V213L224 212L225 214L227 213V215H237V216H241V217H243L242 219H244V221L243 222H241V224H238L239 225V227H237L238 228V230L239 231H236V232H238V234H235V233H230L231 235H226V236H228V237H226L227 239H226V244H228V245H230V246H232V248H234V251H236L235 252V254L237 253V255L236 256H238V258H239V264H252L254 261H252V263L250 262L251 261V259H255V262L253 263V264H263L264 262V191H263V189H262V193L259 195V193H258V191H259V187L258 186H260V185H263L264 186V178H262L263 177V173L264 172H262L261 174H263L262 176H261V174L260 173H257V177H258V179H256V181L257 180H259V182H258V185H257V183L255 182L254 184L257 186L256 188L258 189V190H254L253 191V189L251 188V186H250V184L248 183V181H247V179L243 176V174L241 173V172H238L237 170H234V168H235V164H236V162H235V160H237V159H234V157L233 158H231V161L229 162V161H227L228 160V158H227V160H225V159H222L223 157H218ZM136 159H137V157H136ZM139 159V158H138ZM137 159V160H138ZM185 159H186V157H185ZM257 159V158H256ZM259 159L260 158H258L257 160H256V162L254 161L255 160V158H254V160H253V165H252V169H257V167L259 166L257 163H259L260 164V161H259ZM261 159V160H262ZM18 160V163L21 161V159L19 160V158L17 159ZM141 160V159H140ZM145 160V159H144ZM201 159H200V156H197L196 157V161H200ZM216 160H214V161H216ZM230 160V159H229ZM248 160H249V158H248ZM158 161V160H157ZM161 161V160H160ZM179 163H178V162ZM250 161V160H249ZM259 161V162H258ZM137 161H135V163H136ZM170 162H168L169 164V166L165 163V165H167L168 167L166 168V169H168V168H170V166L173 164V163H171L170 164ZM251 162V161H250ZM264 162V161H263ZM20 163H22V161L20 162ZM141 163V162H140ZM146 163V162H145ZM145 163L143 164V165H145ZM157 163H159V162H157ZM176 163H177V165H176ZM138 164H139V162H138ZM137 164V165H138ZM147 164V163H146ZM181 164V163H180ZM258 166H257V165ZM254 165H256L255 166V168H254ZM264 165V164H263ZM22 166H24L23 164H22ZM142 167H144V166H142ZM162 167V166H161ZM164 167V166H163ZM174 166H172V168H173ZM24 168V167H23ZM25 168L27 169V167L25 166ZM148 169H149V167H147ZM58 169L59 168H55V170H57L56 172H57V176H51L50 174H49V176L50 177H52L53 179H54V177H55V181L51 178V181H54L55 182V186H58V188H59V190L57 191V192H54V191H50V190H43V191H41V192H38L37 194H36V196H38V197H40L39 199H40V201H38V204H41L43 201H50V200H53V199H57L58 197L60 198V196H62V195H65L66 197H68L69 199H70V202H72V203H74V201H77V200H79V202H82L81 201V198L82 197H84V196H86V194L85 193H87L86 191L87 190H89V189H92L93 188V185H92V183H93V181L92 180H86V182L85 183H83V184H80V185H76V181L77 180H80V178L81 179H87V177H88V171H85V172H83V173H81L80 175H76V174H71V175H65V176H63V175H61L60 173H59V171H58ZM103 169V166H99L96 170L98 171V172H101V170ZM146 169V168H145ZM162 169L163 168H161V171H162ZM165 169V168H164ZM201 169V168H200ZM206 169L204 168L202 171L200 170H198V171H196V173H197V176L200 178H198L199 180H197L196 179V181H198V184L200 183L201 184V177H203V176H205V175H207L206 174ZM29 170V169H28ZM131 170V169H130ZM136 170V169H135ZM169 170V169H168ZM23 172H24V174H26V176H28V179H29V176H30V173L29 172H27V170H22ZM30 171V170H29ZM45 171V172H44ZM146 171V170H145ZM149 171V170H148ZM160 171V173H163V172H161ZM165 171V173L167 172V170H164ZM256 171V170H255ZM258 171V170H257ZM263 171V170H262ZM55 172V173H56ZM129 172V171H128ZM152 172V171H151ZM238 172V173H237ZM259 172V171H258ZM261 172V171H260ZM32 173V172H31ZM157 172H155V174H156ZM168 173V172H167ZM130 174V173H129ZM154 174V175H155ZM228 174H229V176H228ZM47 175H48V173H47ZM142 175V174H141ZM144 175V174H143ZM148 175H150V174H148ZM196 175V174H195ZM128 176V175H127ZM158 176V175H157ZM157 176H155V179L157 178ZM163 176V175H162ZM196 176V177H197ZM153 177V176H152ZM161 177V176H160ZM160 177H158V179L160 178ZM37 178H36V180H37ZM128 178V177H127ZM27 179V180H28ZM152 179V178H151ZM154 179V180H155ZM157 179V180H158ZM203 179V178H202ZM39 180H42V179H39ZM49 181H50V179H48ZM134 180V179H133ZM154 180H153V182H154ZM126 181H128V179L126 180ZM37 182L40 184V183H42V182H39L38 180H37ZM36 182V183H37ZM53 182V183H54ZM129 182V181H128ZM131 182V181H130ZM134 183V182H133ZM145 183H147L146 181H145ZM149 183H151V181L149 182ZM203 183V182H202ZM247 183V184H246ZM39 184H36V185H39ZM49 184V183H48ZM47 184V185H48ZM127 184V183H126ZM137 184V183H136ZM252 184V183H251ZM53 185V184H52ZM128 185V184H127ZM133 185V184H132ZM202 185H204V183L202 184ZM205 185H206V183H205ZM204 185V186H205ZM207 185H208V183H207ZM255 185H253L252 184V186L255 188ZM28 187H27V195L25 196V198H28L27 196L29 195H32V194H34V187H32V184H31V182L29 181L28 182V185H27ZM124 186V185H123ZM129 186V185H128ZM249 186H250V188H251V190L249 191L248 189H249ZM262 186V187H263ZM125 187H126V185H125ZM261 187V186H260ZM36 188V190H40L41 188H39V186H37V187H35ZM216 191V192H215ZM251 191H253L254 193H255V191H257L256 193L257 194H254L253 193V195H252V193H250L249 194V192H251ZM37 192V191H36ZM94 192V191H93ZM213 193V194H212ZM231 193V194H230ZM25 195V194H24ZM194 195H196V194H194ZM204 196H205V194H203ZM208 195L210 196L209 198H211V199H208ZM249 195H250V197H249ZM258 195V196H257ZM197 196V195H196ZM230 196V197H229ZM197 198H199V197H196V199ZM201 198V197H200ZM199 198V201L201 200ZM220 198V197H219ZM33 200H36V199H33ZM33 200H32V203H33ZM69 201V200H68ZM198 201V200H197ZM34 202H36L37 203V200L36 201H34ZM71 203V204H72ZM24 205H28V202H27V199L25 200L24 199ZM32 205V204H31ZM35 205H37V204H35ZM185 205V206H184ZM183 205V207H184V209H186V206L187 205H191V204H184ZM194 205V204H193ZM233 206L234 208L232 209L231 208V210H230V208H229V210H227V212L225 211V209H227V207H229V206ZM73 206V205H72ZM34 207V206H33ZM32 207V208H33ZM182 207V208H183ZM189 207V206H188ZM195 207V206H194ZM191 208V207H190ZM193 208V207H192ZM220 208H223L222 210L220 209ZM35 209V208H34ZM188 209V208H187ZM69 210V209H68ZM190 210V209H189ZM195 210H196V207H195ZM35 211V210H34ZM30 212V211H29ZM36 213V212H35ZM223 213V214H224ZM30 216H31V213H30ZM29 216V218H31ZM232 216H230V222L231 221H234V218L232 217ZM33 217V216H32ZM28 218V219H29ZM30 221V220H29ZM216 221V222H215ZM190 222V223H191ZM108 225V224H107ZM241 225V226H240ZM25 226H29V225H25ZM102 226V225H101ZM21 227V226H20ZM191 227V228H192ZM217 227V226H216ZM23 228H24V226H23ZM184 228H186V227H184ZM189 228H190V226L189 227H187L186 228V232L187 233H189L188 232V230H189ZM102 229V228H101ZM175 230V229H174ZM173 230V231H174ZM177 230V229H176ZM184 230V229H183ZM24 232H25V229H24ZM102 232V231H101ZM100 234V233H99ZM100 237V236H99ZM193 238V237H192ZM250 251V252H252V254H249L248 252H247V254H245V252L244 251ZM19 251V250H18ZM82 253V252H81ZM120 253V252H119ZM82 255H84L83 253H82ZM82 255H79V256H82ZM92 255V254H91ZM78 256V258H80ZM86 255H84V256H82V257H85ZM87 257V256H86ZM87 260L88 258H84V259H79V260H82V261H84V260ZM91 259V258H90ZM94 259V258H93ZM97 260V259H96ZM88 261V260H87ZM87 261H85V262H81V261H79V264L80 263H82V264H86V262ZM155 261V260H154ZM91 262V261H90ZM96 262V261H95ZM263 262V263H262ZM78 264V263H77Z\"/></svg>",
	"mask_w": 264,
	"mask_h": 264
},
{
	"label": "crops",
	"instance_id": "obj_3",
	"mask_svg": "<svg viewBox=\"0 0 264 264\" xmlns=\"http://www.w3.org/2000/svg\"><path fill=\"white\" fill-rule=\"evenodd\" d=\"M36 80L40 82L41 87L30 79H24L15 86L11 85L6 87V89L0 94V117L4 119V116H8V121H10V123L15 120L20 121L23 119L22 117L25 116L28 111L27 108L31 105H36L37 102L46 103L48 100L51 107L57 109L60 123L59 128L55 123H43L42 121H30L28 123V126L34 132L35 137L39 141L40 146H42V148L28 147L27 150L29 151H38L55 142L64 131L68 116L65 101L59 90L46 80ZM45 94H48V97ZM10 97L14 98V105H10ZM23 110L25 112L24 114H22ZM0 129L8 139H11L10 141L14 142L12 132H9L3 126L1 127V125ZM14 145L18 150H21L17 143H14Z\"/></svg>",
	"mask_w": 264,
	"mask_h": 264
},
{
	"label": "snow or ice",
	"instance_id": "obj_4",
	"mask_svg": "<svg viewBox=\"0 0 264 264\" xmlns=\"http://www.w3.org/2000/svg\"><path fill=\"white\" fill-rule=\"evenodd\" d=\"M13 264H16V262L14 261Z\"/></svg>",
	"mask_w": 264,
	"mask_h": 264
}]
</instances>
